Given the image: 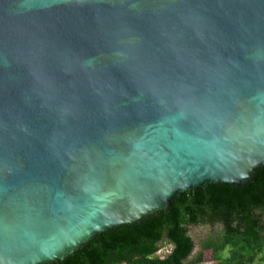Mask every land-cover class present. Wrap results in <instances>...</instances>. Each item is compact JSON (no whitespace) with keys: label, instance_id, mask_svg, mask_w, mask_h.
Masks as SVG:
<instances>
[{"label":"water","instance_id":"obj_1","mask_svg":"<svg viewBox=\"0 0 264 264\" xmlns=\"http://www.w3.org/2000/svg\"><path fill=\"white\" fill-rule=\"evenodd\" d=\"M263 167L264 0H0V264Z\"/></svg>","mask_w":264,"mask_h":264},{"label":"trees","instance_id":"obj_2","mask_svg":"<svg viewBox=\"0 0 264 264\" xmlns=\"http://www.w3.org/2000/svg\"><path fill=\"white\" fill-rule=\"evenodd\" d=\"M222 226L218 238L209 237L195 259L189 229ZM164 244L172 245L160 256ZM224 251H229L226 258ZM264 167L246 186L211 184L181 193L167 212L140 225H125L97 236L66 260L55 264H217L264 263Z\"/></svg>","mask_w":264,"mask_h":264},{"label":"rangeland","instance_id":"obj_3","mask_svg":"<svg viewBox=\"0 0 264 264\" xmlns=\"http://www.w3.org/2000/svg\"><path fill=\"white\" fill-rule=\"evenodd\" d=\"M220 232H222V226L219 224L191 227L189 229V234L194 240L195 249L192 255L190 256L189 261H192L193 259L196 258L205 240H207L209 237L218 238ZM171 250H172V245L164 244L161 250L159 251V255L167 256L171 252ZM228 255H229V251H224L222 253L223 258H226ZM263 256H264V253L259 255L257 258L259 259L260 257H263ZM203 264H217V262L210 261L208 263H203ZM255 264H264V263L257 260Z\"/></svg>","mask_w":264,"mask_h":264}]
</instances>
